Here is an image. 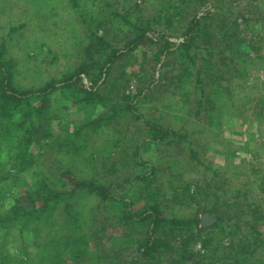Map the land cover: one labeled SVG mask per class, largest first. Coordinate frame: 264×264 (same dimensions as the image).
Masks as SVG:
<instances>
[{
    "label": "rangeland",
    "instance_id": "rangeland-1",
    "mask_svg": "<svg viewBox=\"0 0 264 264\" xmlns=\"http://www.w3.org/2000/svg\"><path fill=\"white\" fill-rule=\"evenodd\" d=\"M168 3L0 0V46L8 47L15 81L21 88L43 86L83 64L91 31L105 36L104 29L95 30L91 18L110 16L112 24L106 30L117 48H123L131 35L126 20L144 28L151 25L153 44L116 64L110 78L103 82L101 93L108 99L107 111L110 106L124 104L129 95L137 96L141 113L186 132L202 160V164L191 161V146L176 140L167 145H148L143 123L132 117L96 133L84 132L75 139L73 132L84 124L88 114L70 111L64 107L66 100L57 97L55 136L34 168L18 171L10 147L0 143V211L41 181L62 190L70 187L69 177L95 179L122 185L118 194L128 203L154 195L151 199L170 217L196 214L203 207L218 205L219 215H225V228L253 218L257 211L264 239V0H207L203 9L213 16L204 26L212 42L196 41L195 64L188 66L177 51L186 29L183 23L195 12L187 7L195 3L175 6L174 19L166 10ZM116 12L126 20L114 22ZM196 13L202 15L201 11ZM160 34L171 43L169 55L161 51L164 42H160ZM186 67L194 73L189 81H185ZM199 71L204 81L196 87ZM141 176L149 180L142 181ZM194 191L199 192L196 199H192ZM87 209L93 211L96 206L90 204ZM52 219L55 226L60 225L61 217ZM108 225L105 237L93 243L103 242L102 251L109 257L106 264H122L116 260L120 253H125L127 263L134 260V252H124L120 249L124 245L118 244L124 241L125 230L115 220ZM53 232L48 238L50 230H46L38 239L33 233L26 234L24 240L15 235L9 241V250L15 255L27 253V260H36L38 254L52 253L61 245L60 235ZM210 232L219 239L214 229L206 231L205 236ZM3 239L0 237V242ZM222 241L229 245L231 238L225 236ZM194 249L201 250V243ZM262 253L258 251L256 256ZM68 264L77 263L69 258Z\"/></svg>",
    "mask_w": 264,
    "mask_h": 264
},
{
    "label": "trees",
    "instance_id": "trees-1",
    "mask_svg": "<svg viewBox=\"0 0 264 264\" xmlns=\"http://www.w3.org/2000/svg\"><path fill=\"white\" fill-rule=\"evenodd\" d=\"M206 2L169 0L166 4L168 15L174 19L175 6L195 3L187 7L193 8L195 12L183 23L186 29L181 35L183 41L177 51L186 66L195 64L193 53L196 41L202 39L212 42L204 26L213 16L203 9ZM197 10L201 11V16L197 15ZM114 17V22L126 20L118 12ZM109 19L110 16L106 14L91 18L95 30L100 32L104 29L105 36L91 31L83 64L72 73L40 87L21 88L17 85L14 62L8 58V47L0 46V143L10 147L11 158L18 171L34 168L43 154L41 152L53 142V130L58 120L54 113L57 97L66 100L64 107L70 111L79 110L88 114L84 124L73 132L75 139H80L84 132L96 133L125 117H132L143 123L148 145H167L176 140L179 144L191 146L189 135L183 130L167 127L141 113L137 96L129 95L124 104L110 106V111H107L108 99L101 93L103 82L110 78L116 64L126 60L132 52L154 42L150 35L153 32L151 25L144 28L126 20L125 24L131 31L130 38L123 48L114 47L111 33L106 30L112 24ZM159 36L160 42H164L161 51L166 55L171 54L169 39L161 34ZM185 72V81L194 77L190 67H186ZM203 77L200 71L195 75L196 87L203 84ZM137 150L136 157L140 155V147ZM190 159L202 164L198 152L192 146ZM140 178L145 182L149 180L145 176ZM69 180L70 187L63 191L47 180L36 183L27 188L20 198L9 201L7 207L0 211V237L4 236L0 242V264H68L69 258H73L77 264H106L109 257H105L102 251L103 242L101 245L93 243L105 237L106 227L112 220L125 230L124 241L118 242L124 245L120 249L135 254L134 260L127 263L125 253H120L116 260L119 259L122 264H264V239L259 230L261 218H257V211H254L253 218L225 228V215H219L218 205L203 207L196 214L170 217L151 199L154 195L128 203L126 198L118 194V188L122 185L95 179L69 177ZM198 195L199 192L194 191L192 199ZM142 201V205L136 208L137 203ZM90 204L95 205L96 210L88 211ZM206 214H218L217 223L210 228L201 227V217ZM55 216L61 217L58 226L52 222ZM18 225L21 227L18 228ZM211 229L219 236L218 240L212 232L205 236L206 231ZM46 230H50L48 238L54 233L53 230L60 235L61 245L52 253H40L36 260H27V253L15 255L9 250V241L15 235L24 240L26 234L33 233L38 239ZM222 236L231 238L229 245L222 243ZM198 242L201 243V250L196 251L194 245ZM113 243L117 246L116 242ZM92 249L96 251L95 254H92ZM258 251L263 253L256 256ZM99 252L103 255H99ZM103 259L106 261L103 262Z\"/></svg>",
    "mask_w": 264,
    "mask_h": 264
},
{
    "label": "water",
    "instance_id": "water-1",
    "mask_svg": "<svg viewBox=\"0 0 264 264\" xmlns=\"http://www.w3.org/2000/svg\"><path fill=\"white\" fill-rule=\"evenodd\" d=\"M217 219L211 215H203L201 217V227L210 228L217 223Z\"/></svg>",
    "mask_w": 264,
    "mask_h": 264
}]
</instances>
